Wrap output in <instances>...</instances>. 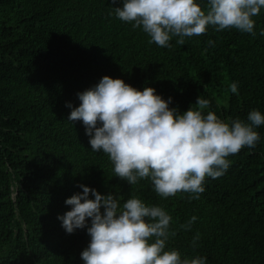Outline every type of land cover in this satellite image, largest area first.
<instances>
[{
	"label": "trees",
	"instance_id": "obj_1",
	"mask_svg": "<svg viewBox=\"0 0 264 264\" xmlns=\"http://www.w3.org/2000/svg\"><path fill=\"white\" fill-rule=\"evenodd\" d=\"M120 6L0 0V264H84L87 229L68 234L58 219L81 184L114 193L121 206L133 194L162 206L177 232L165 250H178L182 259L264 264V125L255 129V148L230 155L222 176L205 179L199 199L185 192L162 198L148 179L133 186L116 177L109 157L91 150L83 122L67 120L66 106L78 107V93L107 75L139 90L153 87L181 112L202 96L210 102L205 112L225 121L247 122L253 109L264 114V9L254 17L255 36L209 25L183 45L173 37L166 48L119 20ZM232 82L238 94L229 90ZM193 216L191 230L179 227Z\"/></svg>",
	"mask_w": 264,
	"mask_h": 264
},
{
	"label": "clouds",
	"instance_id": "obj_2",
	"mask_svg": "<svg viewBox=\"0 0 264 264\" xmlns=\"http://www.w3.org/2000/svg\"><path fill=\"white\" fill-rule=\"evenodd\" d=\"M118 3L122 6L115 7L114 14L119 20L142 28L150 44L166 48L173 37L183 45L186 37L205 34L209 25L255 36L254 17L264 9V0H207L206 5L197 0H112ZM207 44L213 47L215 41ZM229 90L238 94V82ZM78 99V107L66 105L72 109L67 120L83 122L91 150L109 157L120 180L134 186L148 179L162 198L185 192L199 199L205 179L222 176L230 155L255 148L260 140L255 129L264 125V114L256 109L247 122L225 121L214 111L205 112L210 102L199 96L196 107L181 112L170 107L171 97L165 100L155 88L139 90L107 75L78 93ZM79 187L83 191L65 201L71 210L58 219L68 234L87 229L91 239L80 254L84 264H206V257L182 259L178 250H165L177 232L170 230L173 218L162 206L146 204L135 194L121 206L122 198L112 192L102 195ZM196 219L179 227L191 230ZM199 238L197 233L193 246Z\"/></svg>",
	"mask_w": 264,
	"mask_h": 264
}]
</instances>
